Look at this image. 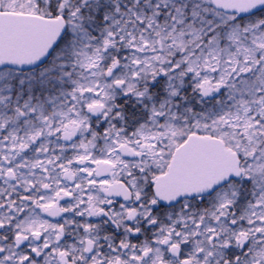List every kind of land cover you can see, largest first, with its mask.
Wrapping results in <instances>:
<instances>
[{
    "label": "snow or ice",
    "instance_id": "1",
    "mask_svg": "<svg viewBox=\"0 0 264 264\" xmlns=\"http://www.w3.org/2000/svg\"><path fill=\"white\" fill-rule=\"evenodd\" d=\"M0 264H264V0H0Z\"/></svg>",
    "mask_w": 264,
    "mask_h": 264
}]
</instances>
